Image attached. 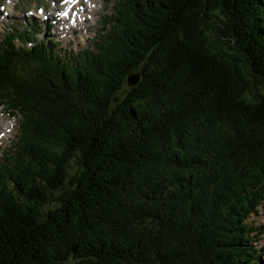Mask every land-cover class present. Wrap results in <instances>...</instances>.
Segmentation results:
<instances>
[{
  "label": "trees",
  "instance_id": "obj_1",
  "mask_svg": "<svg viewBox=\"0 0 264 264\" xmlns=\"http://www.w3.org/2000/svg\"><path fill=\"white\" fill-rule=\"evenodd\" d=\"M34 30L0 40V106L19 116L0 264H264L247 222L264 202V0H119L76 56Z\"/></svg>",
  "mask_w": 264,
  "mask_h": 264
},
{
  "label": "rangeland",
  "instance_id": "obj_2",
  "mask_svg": "<svg viewBox=\"0 0 264 264\" xmlns=\"http://www.w3.org/2000/svg\"><path fill=\"white\" fill-rule=\"evenodd\" d=\"M67 1L0 0V40L10 29L25 30L28 27H33L35 39L53 38L56 50L62 55L76 56L84 51H90L93 48V42L100 33L102 22L106 21L107 15L114 12V6L118 4L119 0H87L88 7L79 8L76 12L71 9L70 21L62 23V25L54 23L51 18H46V20L49 19V22L43 21V15L48 16L54 11L53 15L55 16V11L61 12L67 9L65 8ZM39 10H42V13ZM80 11L83 13L78 15ZM16 43L20 45L21 42ZM25 45L27 48L30 47V43H25ZM18 120L19 116H12L9 111L0 106V159L3 153L11 149L16 141ZM247 222L256 228L252 234L254 235L252 240L257 248H261L264 246V202L262 208L256 214H251Z\"/></svg>",
  "mask_w": 264,
  "mask_h": 264
},
{
  "label": "water",
  "instance_id": "obj_3",
  "mask_svg": "<svg viewBox=\"0 0 264 264\" xmlns=\"http://www.w3.org/2000/svg\"><path fill=\"white\" fill-rule=\"evenodd\" d=\"M139 79H140V74L136 73V74H130L128 77H127V85L129 87H133V86H136L139 82Z\"/></svg>",
  "mask_w": 264,
  "mask_h": 264
},
{
  "label": "bare ground",
  "instance_id": "obj_4",
  "mask_svg": "<svg viewBox=\"0 0 264 264\" xmlns=\"http://www.w3.org/2000/svg\"><path fill=\"white\" fill-rule=\"evenodd\" d=\"M77 1L79 0H72L71 3H68L67 5L69 4H75ZM91 2V1H90ZM64 5V4H63ZM89 5V4H88ZM143 5V4H142ZM83 12H79L78 15H81ZM5 14V13H4ZM46 18H49V16H46ZM51 20L54 22V23H58L59 25H62V23H65L67 20H61V19H56V18H51ZM47 21H49V19H47ZM3 124V123H2ZM4 129V128H3ZM1 130V129H0Z\"/></svg>",
  "mask_w": 264,
  "mask_h": 264
}]
</instances>
